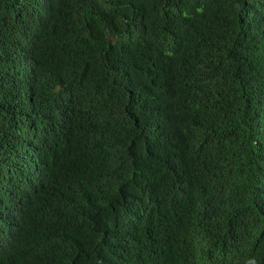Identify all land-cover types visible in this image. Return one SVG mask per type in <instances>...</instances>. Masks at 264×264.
<instances>
[{
    "label": "trees",
    "instance_id": "1",
    "mask_svg": "<svg viewBox=\"0 0 264 264\" xmlns=\"http://www.w3.org/2000/svg\"><path fill=\"white\" fill-rule=\"evenodd\" d=\"M0 264H264V0H0Z\"/></svg>",
    "mask_w": 264,
    "mask_h": 264
}]
</instances>
